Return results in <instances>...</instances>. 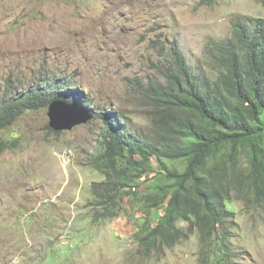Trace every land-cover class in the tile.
Wrapping results in <instances>:
<instances>
[{
	"label": "rangeland",
	"instance_id": "374dc122",
	"mask_svg": "<svg viewBox=\"0 0 264 264\" xmlns=\"http://www.w3.org/2000/svg\"><path fill=\"white\" fill-rule=\"evenodd\" d=\"M242 17L264 20V5L256 0H217L213 6L201 0H0V100L6 86L21 90L37 76L53 75L71 80L93 115L56 132L45 107L0 131V143L9 141L0 155V264H220V255L205 252L196 230L160 254L148 256L139 248L136 236L146 212L150 209L155 225L165 210L150 208L153 200L145 196L155 165L109 211L112 217L104 215L93 194V185L105 179L94 165L103 130L96 116L117 110L135 130L148 133L150 101L138 87L161 81L158 68L165 55L169 58L171 42H179L195 71L204 70L208 43L231 38L233 21ZM228 208L230 264H264V215L236 199ZM177 225L188 232L187 222Z\"/></svg>",
	"mask_w": 264,
	"mask_h": 264
},
{
	"label": "trees",
	"instance_id": "16d2710c",
	"mask_svg": "<svg viewBox=\"0 0 264 264\" xmlns=\"http://www.w3.org/2000/svg\"><path fill=\"white\" fill-rule=\"evenodd\" d=\"M216 2L201 0V5ZM232 27L231 38L208 43L209 62L201 71L191 67L177 40L171 42L169 58L165 55L158 68L161 81L138 87L150 101L148 133L135 130L117 110L97 113L103 130L94 165L105 179L93 185V194L105 216L112 217L109 211L156 167L145 196L153 200L150 208L164 205V214L152 225L149 209L136 236L148 256L175 247L196 230L205 252L230 264L228 205L236 199L264 215V20L242 17ZM72 83L51 75L37 76L21 90L6 86L0 131L54 101L88 110ZM8 147V140L0 143V155ZM180 220L189 224L188 232L178 227Z\"/></svg>",
	"mask_w": 264,
	"mask_h": 264
},
{
	"label": "water",
	"instance_id": "95a60500",
	"mask_svg": "<svg viewBox=\"0 0 264 264\" xmlns=\"http://www.w3.org/2000/svg\"><path fill=\"white\" fill-rule=\"evenodd\" d=\"M48 117L50 127L56 132H61L71 130L75 125L86 123L93 118V115L77 105L54 101L49 105Z\"/></svg>",
	"mask_w": 264,
	"mask_h": 264
}]
</instances>
